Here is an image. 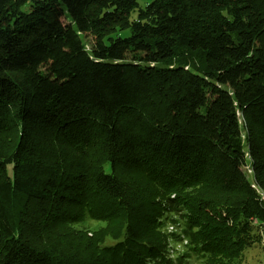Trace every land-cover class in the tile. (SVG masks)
<instances>
[{"label":"trees","instance_id":"trees-1","mask_svg":"<svg viewBox=\"0 0 264 264\" xmlns=\"http://www.w3.org/2000/svg\"><path fill=\"white\" fill-rule=\"evenodd\" d=\"M179 209L202 264L264 241V0H0V264H153Z\"/></svg>","mask_w":264,"mask_h":264},{"label":"rangeland","instance_id":"rangeland-1","mask_svg":"<svg viewBox=\"0 0 264 264\" xmlns=\"http://www.w3.org/2000/svg\"><path fill=\"white\" fill-rule=\"evenodd\" d=\"M140 4L144 6L145 0H140ZM127 36V34L122 35L123 38H126ZM82 41L88 49L90 48V44L93 39L90 35H84L82 36ZM114 51L118 60L122 61L132 60L133 56H135L137 53L148 54L151 52L144 46H140L135 49L129 47H119L118 45L115 46ZM48 81L50 84L60 85L64 82V79L59 76L50 75L48 77ZM217 84L222 88H226L228 86V81L225 78H220ZM240 123L243 127L242 118H240ZM234 164L237 168L245 173L246 178L249 182H251L252 176L248 172V164L247 166L246 164L242 165L238 162H234ZM186 215H188L186 211L179 209V211H177L174 216H171L170 212H168L165 216L166 218L162 219L163 226H165V228L162 227V232H164V234L166 233L167 247L163 257L158 258L157 261L153 262V264H202V261H200L195 255H189V240L184 234L186 229L185 223L187 221ZM171 217L174 219V221L169 220ZM95 226H97V224H92L93 228ZM238 264H264V243L262 242L256 244L254 247L244 251L243 256Z\"/></svg>","mask_w":264,"mask_h":264},{"label":"bare ground","instance_id":"bare-ground-1","mask_svg":"<svg viewBox=\"0 0 264 264\" xmlns=\"http://www.w3.org/2000/svg\"><path fill=\"white\" fill-rule=\"evenodd\" d=\"M248 172L251 173V170L248 168Z\"/></svg>","mask_w":264,"mask_h":264},{"label":"built area","instance_id":"built-area-1","mask_svg":"<svg viewBox=\"0 0 264 264\" xmlns=\"http://www.w3.org/2000/svg\"><path fill=\"white\" fill-rule=\"evenodd\" d=\"M264 242V241H263Z\"/></svg>","mask_w":264,"mask_h":264}]
</instances>
